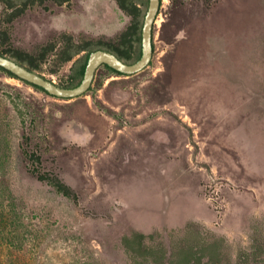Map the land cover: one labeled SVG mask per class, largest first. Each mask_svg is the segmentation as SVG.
<instances>
[{
    "label": "rangeland",
    "instance_id": "rangeland-1",
    "mask_svg": "<svg viewBox=\"0 0 264 264\" xmlns=\"http://www.w3.org/2000/svg\"><path fill=\"white\" fill-rule=\"evenodd\" d=\"M147 8L0 0V53L74 88L93 51L139 60ZM152 46L69 100L0 70V264H134V232L264 264V0H160Z\"/></svg>",
    "mask_w": 264,
    "mask_h": 264
},
{
    "label": "water",
    "instance_id": "water-1",
    "mask_svg": "<svg viewBox=\"0 0 264 264\" xmlns=\"http://www.w3.org/2000/svg\"><path fill=\"white\" fill-rule=\"evenodd\" d=\"M160 0H148V8L141 29V56L134 64H126L116 55L105 50H96L88 55L83 78L74 88H62L35 72L0 55V68L19 80L42 89L46 94L60 99H74L85 94L93 83L99 68L107 66L124 75H134L148 67L153 54L152 30L158 15Z\"/></svg>",
    "mask_w": 264,
    "mask_h": 264
},
{
    "label": "trees",
    "instance_id": "trees-1",
    "mask_svg": "<svg viewBox=\"0 0 264 264\" xmlns=\"http://www.w3.org/2000/svg\"><path fill=\"white\" fill-rule=\"evenodd\" d=\"M0 55L4 56L2 53H0ZM87 59L84 64V70L86 67ZM103 67L112 72L118 73L107 66ZM0 70L3 69L0 68ZM3 71L12 76L13 78H16L9 72L5 70ZM30 86L44 92L42 89L36 86ZM47 181H49L50 185L55 186L58 192L64 193L62 187L56 184V182H50V180ZM190 228V226H187L186 232L189 231ZM155 236L156 235L154 234L145 236L142 233L134 232L131 233L129 236H124L121 239V243L124 250L131 257V260L134 264H221L222 259L220 245L218 243L213 242L203 244L201 242H196L197 240L191 242L187 241V239H184L183 241L181 240V242H178L176 244H172L171 242L170 246L166 248L162 243L154 241ZM148 242L153 243L148 244ZM203 259H206L205 263L202 262Z\"/></svg>",
    "mask_w": 264,
    "mask_h": 264
}]
</instances>
